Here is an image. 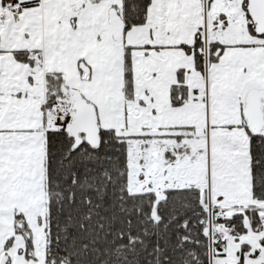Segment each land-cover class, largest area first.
<instances>
[{
  "label": "snow or ice",
  "instance_id": "snow-or-ice-1",
  "mask_svg": "<svg viewBox=\"0 0 264 264\" xmlns=\"http://www.w3.org/2000/svg\"><path fill=\"white\" fill-rule=\"evenodd\" d=\"M0 264H264V0H0Z\"/></svg>",
  "mask_w": 264,
  "mask_h": 264
}]
</instances>
